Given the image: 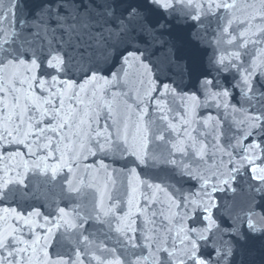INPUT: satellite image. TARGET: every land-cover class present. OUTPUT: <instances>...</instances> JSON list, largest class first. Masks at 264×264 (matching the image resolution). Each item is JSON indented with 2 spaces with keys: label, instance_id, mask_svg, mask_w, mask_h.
<instances>
[{
  "label": "snow or ice",
  "instance_id": "1",
  "mask_svg": "<svg viewBox=\"0 0 264 264\" xmlns=\"http://www.w3.org/2000/svg\"><path fill=\"white\" fill-rule=\"evenodd\" d=\"M0 264H264V0H0Z\"/></svg>",
  "mask_w": 264,
  "mask_h": 264
}]
</instances>
